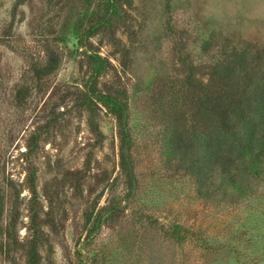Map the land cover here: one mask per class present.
Listing matches in <instances>:
<instances>
[{
    "label": "rangeland",
    "instance_id": "rangeland-1",
    "mask_svg": "<svg viewBox=\"0 0 264 264\" xmlns=\"http://www.w3.org/2000/svg\"><path fill=\"white\" fill-rule=\"evenodd\" d=\"M98 2L0 0V201L6 217L17 199L22 237L30 198L24 152L49 108L91 74L81 63L79 36L93 23ZM117 2L112 27L89 39L87 48L110 58L116 69H122L121 62L129 65L135 186L128 188L120 172L116 118L100 112L104 140L99 144L86 113L72 108L43 135L36 160L43 215L50 224L42 264H264V180L254 185L250 199L236 205L200 197L193 180L165 161L161 111L153 103L155 83L171 91L195 66L206 76L221 46H264V0ZM46 42L60 65L38 88L31 67L43 62ZM113 197L122 198L120 217L103 220L88 235L85 214L98 199L102 206ZM15 258L23 260L20 254ZM0 264H11L1 252Z\"/></svg>",
    "mask_w": 264,
    "mask_h": 264
},
{
    "label": "trees",
    "instance_id": "trees-1",
    "mask_svg": "<svg viewBox=\"0 0 264 264\" xmlns=\"http://www.w3.org/2000/svg\"><path fill=\"white\" fill-rule=\"evenodd\" d=\"M98 9L93 23L79 36L85 55L81 63L91 70L90 76H83L73 92L67 91L60 102L49 108L46 121L31 134L24 152L28 163L26 185L30 192L24 237L20 234L21 212L17 199L9 206L6 217V204L0 201V252L11 264L43 262V251L49 242L46 226L50 224L43 215L36 160L43 135L58 127L60 120L72 113V108L86 113L89 129L99 144L104 140L100 112L116 118L120 172L128 188L135 186L130 94L125 81L129 65L121 62L122 69H116L110 58L87 48L89 39L112 27L120 8L117 0H99ZM47 43L43 62L31 67V77L38 88L60 65V56ZM113 44L118 45L114 41ZM120 51L127 55L125 49ZM211 57L206 76L198 74L195 66L172 85L171 91L154 84V89L159 90L153 96L154 107L161 111L158 117L162 127L160 149L167 163H173L193 180L200 197L212 203L236 205L250 199L254 185L264 180V46L224 45ZM105 77L109 80L102 81ZM61 107L64 109L60 110ZM85 168L92 169L87 165ZM115 197L102 206H98V199L94 208L85 214L88 235L101 227L103 220L114 221L120 217L122 198ZM177 233L181 238V233ZM18 254L23 259L21 262L16 261Z\"/></svg>",
    "mask_w": 264,
    "mask_h": 264
}]
</instances>
